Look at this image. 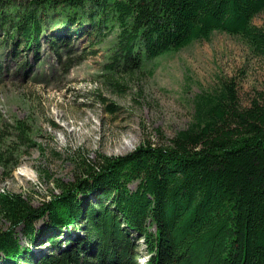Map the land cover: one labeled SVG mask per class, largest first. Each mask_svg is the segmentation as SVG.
Masks as SVG:
<instances>
[{"label":"trees","instance_id":"16d2710c","mask_svg":"<svg viewBox=\"0 0 264 264\" xmlns=\"http://www.w3.org/2000/svg\"><path fill=\"white\" fill-rule=\"evenodd\" d=\"M68 4L75 9H51L68 16L82 8L76 0ZM10 7L9 0H0V17ZM262 12L264 0H93L86 14L90 26L117 30V52L105 68L125 74L137 69L141 57L148 62L176 53L213 33L237 37L264 59V30L253 24ZM20 19L23 40L28 25L39 32L35 19ZM66 19L60 25L73 23L70 16ZM7 20L11 22L9 15ZM55 36L64 40V35ZM193 103L191 122L166 144L141 145L124 157L105 160L97 172L90 165L92 179L61 186L62 197L53 195L54 204H42L44 229L34 230L38 211L23 197L0 194V214L9 222L31 214L1 232L0 253L25 264L31 250L17 244L13 229L20 228L29 244H37L70 227L64 246L71 248L72 238L78 240L76 246L48 251L34 264H136L139 254H131L128 241L133 233L147 239V264H264V94L243 106L234 82L223 81ZM18 130L22 143L24 132ZM2 158L0 153V162ZM94 185L103 206L97 213L89 205L84 219L79 218L78 196L91 194ZM75 229L81 235L71 237Z\"/></svg>","mask_w":264,"mask_h":264},{"label":"rangeland","instance_id":"374dc122","mask_svg":"<svg viewBox=\"0 0 264 264\" xmlns=\"http://www.w3.org/2000/svg\"><path fill=\"white\" fill-rule=\"evenodd\" d=\"M69 1L9 0L11 7L4 12L11 22L5 14L0 17V194L20 195L38 210L35 231L46 227L39 207L53 195L62 197L61 186L92 179L87 167L97 172L105 160L124 157L146 143L164 145L186 128L196 96L213 92L223 81L234 82L243 106L258 93L264 94V59L224 33H213L206 41L148 62L141 57L137 69L128 73L110 72L105 65L117 52V30L89 25L86 12L93 0H76L82 8L68 11L73 23L60 25L67 13L51 8L75 9ZM24 15L39 23V32L35 34L33 25H28L23 40L20 17ZM253 24L264 30V12ZM58 34L64 35L63 41L57 40ZM19 128L24 132L22 143ZM98 187L78 196L79 218L84 219L89 205L97 213L103 206V197L98 199L94 192ZM56 209L62 212L57 205ZM8 229L6 217L0 214V234ZM69 230L61 228L53 239L47 234L49 241L39 238L37 244H29L31 239L20 228L13 229V235L21 248L31 250L29 262L34 264L49 252L75 247L76 238L68 244L71 248L64 246ZM72 231L71 237L81 235ZM128 238L131 254H139L136 264H147L151 256L147 239L135 233ZM0 260V264L15 263L14 257L3 253Z\"/></svg>","mask_w":264,"mask_h":264},{"label":"water","instance_id":"95a60500","mask_svg":"<svg viewBox=\"0 0 264 264\" xmlns=\"http://www.w3.org/2000/svg\"><path fill=\"white\" fill-rule=\"evenodd\" d=\"M88 175H89V172L87 173ZM90 176V175H89ZM76 184V183H75ZM74 185V184H73ZM72 188H73V186H72ZM52 199H50L49 201H48V203L51 201ZM28 203V202H27ZM30 205V204H29ZM31 206V205H30ZM42 207H39V208H43V206L44 205H41ZM31 208H33L32 206H31ZM34 209V212L35 211H38V210H36L35 208H33ZM34 214V213H33ZM32 214V215H33ZM29 216H31V214L30 215H28V217ZM27 216H24V217H21V218H17V219H15V220H13V221H11V222H9V220H7L6 219V222L8 223V225H9V229L8 230H10V228L11 227H14V226H16L19 222H21V221H23V220H25V219H27L28 218Z\"/></svg>","mask_w":264,"mask_h":264},{"label":"bare ground","instance_id":"6f19581e","mask_svg":"<svg viewBox=\"0 0 264 264\" xmlns=\"http://www.w3.org/2000/svg\"><path fill=\"white\" fill-rule=\"evenodd\" d=\"M143 259H140L139 261H142ZM145 260V259H144Z\"/></svg>","mask_w":264,"mask_h":264}]
</instances>
